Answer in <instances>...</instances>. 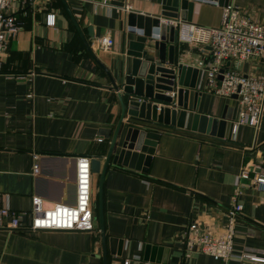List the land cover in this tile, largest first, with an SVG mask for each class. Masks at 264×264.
<instances>
[{"label":"crops","instance_id":"crops-1","mask_svg":"<svg viewBox=\"0 0 264 264\" xmlns=\"http://www.w3.org/2000/svg\"><path fill=\"white\" fill-rule=\"evenodd\" d=\"M128 5L131 10L125 9ZM232 5L264 24V0H228L226 6ZM226 6L194 1L190 21L219 26ZM12 11L19 30L8 38L0 66V194L19 211L31 208L33 195L45 205L72 204L75 158L101 155L102 164L120 120L121 82L131 68L126 50L135 37L127 30V16L131 11L160 14L161 5L157 0H26ZM49 13L55 15L52 26L46 24ZM103 36L113 39L109 50L98 45ZM176 44L177 63L198 69L184 125L154 127L159 138L146 172L109 163L103 181L107 264H239L185 246L193 222L221 234L234 200L243 204L235 222L234 252L264 256V192L253 181L264 173V104L257 127L236 126L234 118L232 129L228 122L219 138L215 125L206 129L208 122L199 119L193 130L195 113L211 120L231 116L236 100L208 89L209 49ZM236 68L264 78V55ZM35 162L40 166L36 175ZM91 173L95 229H0V264H102L99 173ZM29 221V214L21 218L24 224ZM147 244L163 250L158 255L150 247L145 257Z\"/></svg>","mask_w":264,"mask_h":264},{"label":"built area","instance_id":"built-area-1","mask_svg":"<svg viewBox=\"0 0 264 264\" xmlns=\"http://www.w3.org/2000/svg\"><path fill=\"white\" fill-rule=\"evenodd\" d=\"M26 0H0V66L1 56L7 50L8 38L19 30V24L12 6ZM126 10L131 7L125 6ZM177 29V41L190 44L200 49L210 46V61L206 66V85L218 97H232L237 94V114L234 124L259 125L264 104V78L252 74H242L237 65L252 56L264 55V24L254 22L239 7L232 5L222 9L219 26H205L180 18L165 19ZM55 15L49 13L47 25H54ZM110 36L99 38L98 45L103 50L112 47ZM234 63L233 67L231 63ZM221 75V79H219ZM36 158V155H34ZM75 172V201L72 204L58 202L45 205L39 195L31 197V208L28 211L12 209L5 203L0 194V229H24L30 231H92L95 229V216L92 206V173L90 158L77 156ZM40 166L35 162L32 174L39 173ZM242 175L246 176L244 173ZM254 184L264 192V173L256 174ZM243 204L234 200L226 209L227 217L223 232L218 235L209 229L189 225L185 236L186 249L197 248L200 251L216 256L223 261H235L239 264H263L264 256L251 252H234L233 238L235 222L242 211ZM30 215L28 224L21 222L24 215ZM124 264H128L125 261Z\"/></svg>","mask_w":264,"mask_h":264},{"label":"water","instance_id":"water-1","mask_svg":"<svg viewBox=\"0 0 264 264\" xmlns=\"http://www.w3.org/2000/svg\"><path fill=\"white\" fill-rule=\"evenodd\" d=\"M194 1H205L226 6L228 0H157L161 5V13L156 15L131 11L127 16L128 32L135 35L128 43L126 54L131 57V68L121 82L119 102L121 106L120 120L111 136L108 150L101 164V155H91L90 168L99 173L98 180V223L101 234L103 262L107 264L104 216H103V181L109 163L121 164L135 170L146 172L155 151L159 133L155 126H174L182 129L188 105L189 90L194 89L198 69L177 63V29L166 24L165 19L180 18L191 20V8ZM92 29L89 28V33ZM87 48H89L86 43ZM210 50V46H206ZM221 79V75L218 77ZM112 86L118 85L110 77ZM199 94V93H196ZM231 116L223 114L220 119L211 120L195 113L193 130L196 122L206 120V129L216 127L214 133L222 138L227 123L232 129L237 108V94ZM195 107V106H194ZM128 118L126 132L118 152L117 136L124 116ZM202 130V128H201ZM210 131V130H207ZM145 246V257L150 250ZM158 255L162 246H153ZM147 259V258H145Z\"/></svg>","mask_w":264,"mask_h":264}]
</instances>
